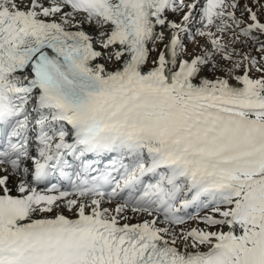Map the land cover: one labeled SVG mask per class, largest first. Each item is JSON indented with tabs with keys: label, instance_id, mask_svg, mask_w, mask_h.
I'll use <instances>...</instances> for the list:
<instances>
[{
	"label": "snow or ice",
	"instance_id": "snow-or-ice-1",
	"mask_svg": "<svg viewBox=\"0 0 264 264\" xmlns=\"http://www.w3.org/2000/svg\"><path fill=\"white\" fill-rule=\"evenodd\" d=\"M0 264H264V0H0Z\"/></svg>",
	"mask_w": 264,
	"mask_h": 264
},
{
	"label": "bare ground",
	"instance_id": "bare-ground-1",
	"mask_svg": "<svg viewBox=\"0 0 264 264\" xmlns=\"http://www.w3.org/2000/svg\"><path fill=\"white\" fill-rule=\"evenodd\" d=\"M169 17H170V19H176V18H178V17H176V16L173 15V14H169ZM178 19H179V18H178ZM85 30L88 31V32H90V33H93V34H94V32H95V29L90 28V27H88L87 25H85ZM185 41H186V39H185ZM161 47H162V45H161ZM195 211H196L195 208L188 209V212H189V213H194ZM66 214H67V213H66ZM201 214H203V213H201ZM132 222L135 223V222H137V221H136V220H133ZM192 226H195V224H193ZM201 226H202V225H201Z\"/></svg>",
	"mask_w": 264,
	"mask_h": 264
},
{
	"label": "rangeland",
	"instance_id": "rangeland-1",
	"mask_svg": "<svg viewBox=\"0 0 264 264\" xmlns=\"http://www.w3.org/2000/svg\"><path fill=\"white\" fill-rule=\"evenodd\" d=\"M178 20V18H176ZM167 34V33H166ZM186 44H188L189 46V51H192L193 50V45L186 39L185 41ZM195 224V222H191V226Z\"/></svg>",
	"mask_w": 264,
	"mask_h": 264
}]
</instances>
